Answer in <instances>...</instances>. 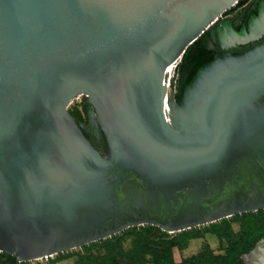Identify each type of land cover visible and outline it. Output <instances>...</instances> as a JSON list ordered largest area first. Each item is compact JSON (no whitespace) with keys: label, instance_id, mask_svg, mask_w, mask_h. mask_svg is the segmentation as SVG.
<instances>
[{"label":"water","instance_id":"obj_1","mask_svg":"<svg viewBox=\"0 0 264 264\" xmlns=\"http://www.w3.org/2000/svg\"><path fill=\"white\" fill-rule=\"evenodd\" d=\"M242 3L0 0V253L20 264L264 210V40L165 102L168 68ZM263 35L264 5L229 46ZM79 96L106 155L68 110Z\"/></svg>","mask_w":264,"mask_h":264},{"label":"trees","instance_id":"obj_2","mask_svg":"<svg viewBox=\"0 0 264 264\" xmlns=\"http://www.w3.org/2000/svg\"><path fill=\"white\" fill-rule=\"evenodd\" d=\"M191 54V50L186 51L177 67L175 102L180 100L184 87L189 84L196 71L211 61L210 58L205 59L203 55H199L190 65ZM70 113L75 118V112ZM233 224L238 225L237 232L234 231ZM153 230L157 231L155 236L152 234ZM206 235L212 236L223 246L222 253L216 254L208 243H204L196 254L181 262L175 261V251L186 250L191 241L203 240ZM263 238L264 210H260L234 215L175 234L160 232L151 226L129 228L105 240L83 246L80 249L86 252L69 254L57 262L74 257L73 264H245L241 257L250 254ZM127 239L129 247L126 249L124 241ZM93 248H97V251L90 252Z\"/></svg>","mask_w":264,"mask_h":264},{"label":"flooded vegetation","instance_id":"obj_3","mask_svg":"<svg viewBox=\"0 0 264 264\" xmlns=\"http://www.w3.org/2000/svg\"><path fill=\"white\" fill-rule=\"evenodd\" d=\"M264 5V0H243L239 6H233L225 10L209 28L190 46L186 51L191 50L189 63L192 65L199 55H203L205 59L220 58L227 55H239L246 52L255 45L260 44L264 40V35L257 41H250L246 44L239 45L234 43V33H248L251 23L259 17V11ZM88 100L86 104V121L81 123L83 132L91 143L98 149L107 150L105 146L104 136L96 122L89 121L88 117ZM78 122V121H77ZM102 150V151H103ZM264 239V238H263ZM254 250V249H253ZM252 250V251H253ZM251 251V252H252ZM250 252V253H251ZM3 254V253H0ZM2 264H16L12 256L5 254ZM24 263V262H22ZM21 264V263H20Z\"/></svg>","mask_w":264,"mask_h":264},{"label":"rangeland","instance_id":"obj_4","mask_svg":"<svg viewBox=\"0 0 264 264\" xmlns=\"http://www.w3.org/2000/svg\"><path fill=\"white\" fill-rule=\"evenodd\" d=\"M180 61H178L173 66L171 73L168 76V78L170 79V81H169L170 86L167 88L168 89L167 90L168 99L174 100V97L176 95V91H177L176 82H177V78H178L177 67L180 64ZM86 104H87V98H85L84 96H79L75 100H73L68 107V110L70 112H75V118L78 122L84 123L86 121ZM76 111H78V112H76ZM99 149L101 150L102 153L105 154V150L101 149V147H99ZM233 229H234V231L237 232L239 229L238 225L233 224ZM152 234L155 236L157 234V231L153 230ZM204 243H208L216 254L222 253L223 246H221L214 238L207 237L206 239H203V240L194 241L188 247V249H186L182 252L175 251L174 252L175 261L181 262V260H183L184 258H187V257H190V256L196 254L197 252L200 251V249ZM124 247L126 249L129 247V239L124 241ZM95 251H97V248H93L92 251H90V252H95ZM77 252H86V251H81V249H75V250L69 251L68 254H65V253L59 254L57 256L56 255L52 256L48 259L35 260V261H31V262H24L21 264H73L74 257L69 258V259H65V260L59 261V262H57V260L63 259L65 257H67L69 254L72 255V254L77 253ZM5 257H6L5 254H0V264H2V261ZM243 259H244L245 263H247V264H264V239H262L260 241L259 245L254 249V251H252L248 255H245V257Z\"/></svg>","mask_w":264,"mask_h":264},{"label":"bare ground","instance_id":"obj_5","mask_svg":"<svg viewBox=\"0 0 264 264\" xmlns=\"http://www.w3.org/2000/svg\"><path fill=\"white\" fill-rule=\"evenodd\" d=\"M172 68H173V65L172 66H170L169 68H168V73L170 74L171 73V70H172ZM171 77V76H170ZM168 90V89H167ZM166 99H167V94H166V98H165V102H166ZM166 108H167V106H166ZM168 109V108H167ZM260 243V242H259ZM259 243L257 244V246L259 245ZM256 246V247H257ZM255 247V248H256ZM254 251V250H253ZM245 262V261H244Z\"/></svg>","mask_w":264,"mask_h":264},{"label":"crops","instance_id":"obj_6","mask_svg":"<svg viewBox=\"0 0 264 264\" xmlns=\"http://www.w3.org/2000/svg\"><path fill=\"white\" fill-rule=\"evenodd\" d=\"M207 237L213 238V237L210 236V235H206L204 239H206ZM194 241H198V240H193V241H191V242L189 243V246H190ZM189 246H188V247H189ZM187 249H188V248H187Z\"/></svg>","mask_w":264,"mask_h":264},{"label":"built area","instance_id":"obj_7","mask_svg":"<svg viewBox=\"0 0 264 264\" xmlns=\"http://www.w3.org/2000/svg\"><path fill=\"white\" fill-rule=\"evenodd\" d=\"M168 71V70H167ZM169 74V73H168ZM169 76V75H168ZM169 81H170V79L168 78L167 79V83H166V86H167V88L170 86V83H169ZM45 259H48V258H45ZM42 260V259H41Z\"/></svg>","mask_w":264,"mask_h":264}]
</instances>
